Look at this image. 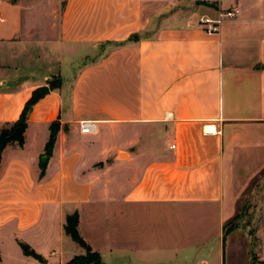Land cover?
<instances>
[{"label":"crops","instance_id":"0c3cea01","mask_svg":"<svg viewBox=\"0 0 264 264\" xmlns=\"http://www.w3.org/2000/svg\"><path fill=\"white\" fill-rule=\"evenodd\" d=\"M44 87L2 154L0 264L85 255L75 212L106 264L252 263L227 226L264 172V0H0V124Z\"/></svg>","mask_w":264,"mask_h":264},{"label":"trees","instance_id":"16d2710c","mask_svg":"<svg viewBox=\"0 0 264 264\" xmlns=\"http://www.w3.org/2000/svg\"><path fill=\"white\" fill-rule=\"evenodd\" d=\"M12 3H16L18 0H10ZM51 88H57V86L52 85ZM49 88H41L36 90L31 99L26 103L25 108L20 116V118L14 123H4L0 124V164L2 161V154L4 150L11 145H17L23 147L25 144V133L28 128L29 117L33 107L41 100L48 92ZM51 135L50 140L46 147V152L49 154L52 152L56 137L60 129V124L55 122L51 125ZM44 170L42 171V175ZM79 213L75 212L69 215L66 220L65 232L72 240L77 243L80 247L84 248L86 251L85 255L75 256L66 264H106L100 253L94 251L92 247L87 243L79 231ZM19 245L26 256H30L39 262L44 261L43 257L39 255L31 246L26 243L19 242ZM253 260V259H252ZM254 263L264 264V262L258 261L254 258Z\"/></svg>","mask_w":264,"mask_h":264},{"label":"rangeland","instance_id":"374dc122","mask_svg":"<svg viewBox=\"0 0 264 264\" xmlns=\"http://www.w3.org/2000/svg\"><path fill=\"white\" fill-rule=\"evenodd\" d=\"M227 230L241 237H248L253 257L251 264H259L253 261L254 258L264 257V172L252 181L248 190L238 201V213L228 224ZM96 240L102 242L99 237ZM40 263L45 264L44 261ZM8 264L20 263L12 261Z\"/></svg>","mask_w":264,"mask_h":264},{"label":"built area","instance_id":"2783aa9c","mask_svg":"<svg viewBox=\"0 0 264 264\" xmlns=\"http://www.w3.org/2000/svg\"><path fill=\"white\" fill-rule=\"evenodd\" d=\"M240 10L236 7L226 12L222 17L235 18L239 15ZM202 23L206 26V31L210 34H216L219 31V22H210L209 20H203ZM81 133L94 134L96 131L95 123L83 122L80 125Z\"/></svg>","mask_w":264,"mask_h":264}]
</instances>
